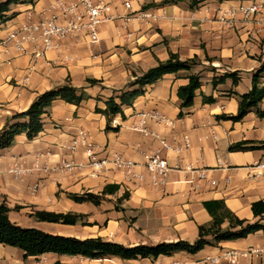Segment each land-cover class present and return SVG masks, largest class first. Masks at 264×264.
Here are the masks:
<instances>
[{
    "label": "crops",
    "instance_id": "crops-1",
    "mask_svg": "<svg viewBox=\"0 0 264 264\" xmlns=\"http://www.w3.org/2000/svg\"><path fill=\"white\" fill-rule=\"evenodd\" d=\"M57 1L34 0L32 4L10 6L9 13L16 15L0 25V42L21 25L46 16ZM99 1L108 3L110 10L109 19L99 26L98 44L88 43L84 36L70 37L60 49L49 51L35 62L30 46L25 54H19L13 49L5 51L0 44V131L16 123L11 117L24 112L44 92L69 84L83 94L79 104L53 101L41 117L42 130L35 138L17 135L8 148L0 151V204L10 209V221L52 235L80 240L100 237L123 246L195 242L198 226L212 220L204 203L221 202L238 219L257 221L251 204L264 202V169L258 167L264 165V150L229 148L243 141L264 142V117L255 111H249L239 122L218 117L237 114L238 97L250 91L253 74L264 62V0H198L193 8L190 0L170 4H164L166 0H127L130 11L122 6V0ZM251 3L257 5V14L245 17L238 13L230 23L222 20L221 12ZM169 53L182 61L197 57L200 63L189 72L167 74L147 86L131 106L122 107L124 117L117 114L107 120L97 112L104 110L108 99L119 91L134 90L136 87L128 88V82L158 61L167 60ZM230 73L238 74L236 85L231 78L213 85V79ZM189 74L199 76L200 87L193 103L183 108L177 92L187 85ZM88 80L97 83L89 84ZM258 85L264 87V74L259 75ZM203 97L213 101L205 103ZM115 101L118 103V99ZM259 108L264 110V98ZM153 110L174 120L175 125L170 129L147 120L148 131L168 141L185 134L191 144L178 155L161 153L169 166L181 169L170 171L162 187L153 185L142 167L143 154L159 150L158 142L132 129L139 121L138 113ZM80 133L86 135L100 157L119 154L137 163L134 173L141 174L143 180L133 185L114 169L94 175L87 166L84 147L79 146L75 152L68 149ZM63 162L77 167L60 172L58 167ZM14 163L27 170L19 179L8 172ZM35 163L38 170L33 169ZM186 168L205 172L206 180L199 183L197 191L192 189L197 174ZM36 184L40 188L31 193L30 187ZM105 187L116 190L98 205L76 202L71 197L99 194ZM35 211L72 214L81 219L75 225L38 222L32 216ZM222 227H228V223ZM251 247L264 250V232L206 246L194 255L176 253L138 260L52 253L25 258L22 250L0 244V264H198L223 250L241 252ZM238 264H264V253L240 257Z\"/></svg>",
    "mask_w": 264,
    "mask_h": 264
},
{
    "label": "trees",
    "instance_id": "trees-1",
    "mask_svg": "<svg viewBox=\"0 0 264 264\" xmlns=\"http://www.w3.org/2000/svg\"><path fill=\"white\" fill-rule=\"evenodd\" d=\"M185 0H166L164 4L176 3ZM201 1V0H200ZM200 1L190 0V7H195ZM223 1V0H217ZM34 0H3L0 1V25L4 24L16 14H10V6L17 4H32ZM200 63L197 57L188 60H180L176 54L169 53L167 60L161 62L142 73L140 76L134 77L128 82V88L136 87L134 90L119 91L116 97H111L106 102L104 110L97 112L103 114L107 120L117 114L122 117V107L131 106L133 101L144 93L147 86L161 80L167 74H176L180 71L189 72L193 66ZM264 74V62L260 68L253 74L252 87L250 91L238 97V111L234 116L220 115L218 118L239 122L249 111H255L257 116L263 118L264 110L259 108V104L264 98V87L258 85L259 75ZM226 78H231L234 85L239 81L237 73L225 74L217 81L213 79L215 86L217 83L223 82ZM187 85L178 89L177 95L181 100V107H189L193 103L194 93L200 87V78L198 75L189 74L187 76ZM89 84H96L95 80H88ZM83 99V94L69 84L63 85L57 90H51L42 93L37 99L22 113L14 114L11 119L16 123L8 126L0 131V151L8 148L15 136L25 135L28 140L35 138L42 130L41 117L47 112L51 103L55 100H62L70 104H79ZM115 99H118L116 103ZM205 103L213 101L211 97H203ZM107 130L109 129L107 125ZM264 150V142L243 141L230 146L229 150ZM116 190L113 187L109 190L105 187L99 194H85V198L71 196L74 201H88L94 205H98L101 199ZM124 198L128 194L123 195ZM212 220L207 225L198 226V238L195 242L189 243L178 240L171 243H159L153 246L136 245L123 246L117 243L104 241L100 237H92L85 239H76L73 237H64L52 235L34 228H23L11 222L8 213L10 209L0 204V244L18 248L24 252V257H38L44 254H57L66 256H82L88 259H98L105 257H118L122 260H138V259H157L160 256L169 257L176 253H185L194 255L206 246H212L224 241H235L244 239L247 236L264 232V202L256 201L251 204V211L257 221L250 223L246 220L238 219L229 210H227L221 202L204 203ZM32 216L38 222L56 223L62 225H75L80 221L81 217L72 214H56L45 211H35ZM227 222L228 227L223 228V223Z\"/></svg>",
    "mask_w": 264,
    "mask_h": 264
},
{
    "label": "built area",
    "instance_id": "built-area-1",
    "mask_svg": "<svg viewBox=\"0 0 264 264\" xmlns=\"http://www.w3.org/2000/svg\"><path fill=\"white\" fill-rule=\"evenodd\" d=\"M116 2L120 0H114ZM122 6L130 11L131 3L127 0H122ZM110 6L108 3L99 0H58L47 10V15L34 23L23 24L19 28L8 33L7 37L0 42L5 51L13 49L19 54H25L27 46L32 48V61H37L45 58L49 51H56L61 48L63 41L70 37L84 36L90 44H98V29L99 26L109 19L108 12ZM259 12L255 3H251L247 7L239 6L237 9H229L221 12L222 20L226 23L232 22L236 14L240 13L245 17L255 15ZM141 17H145L140 13ZM264 55V53H263ZM69 59V58H67ZM139 121L132 126V129L150 135L159 144L160 149L143 154V169L150 175V179L155 186H164L167 175L170 171L181 170L177 165L169 166L162 152L180 154L190 148V139L183 134L180 137H173L171 141L161 137L160 135L150 132L145 127V122L152 121L158 125L173 129L175 121L167 118L157 110L150 112H142L137 114ZM79 146H83L87 157V166L92 170L94 175H99L105 171L112 169L121 171L129 183L136 185L143 180L141 174L134 173L138 167L137 163L123 158L119 154L100 157L96 151V147L87 141L84 133H80L77 138H74L68 149L75 152ZM77 166L69 162H63L58 170L60 172H70ZM264 169L263 164L258 165ZM34 170H38L39 166L35 163ZM197 174V182L193 183V191H197L200 187V182L206 180V175L203 170H193L186 168ZM46 171V169H44ZM8 172L13 175L14 179H19L27 170L19 163H14L8 169ZM40 188L39 184L30 187V192L35 193ZM264 253L263 249L251 247L245 251L223 250L221 253L214 256H207L198 264H220L222 261L227 264H238L240 257H258ZM169 264H185V262H172Z\"/></svg>",
    "mask_w": 264,
    "mask_h": 264
},
{
    "label": "rangeland",
    "instance_id": "rangeland-1",
    "mask_svg": "<svg viewBox=\"0 0 264 264\" xmlns=\"http://www.w3.org/2000/svg\"><path fill=\"white\" fill-rule=\"evenodd\" d=\"M1 1V0H0Z\"/></svg>",
    "mask_w": 264,
    "mask_h": 264
}]
</instances>
